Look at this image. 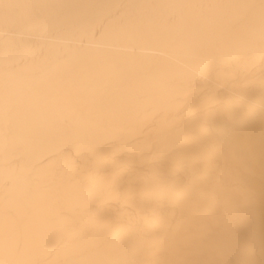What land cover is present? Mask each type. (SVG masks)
<instances>
[{
	"label": "snow or ice",
	"instance_id": "snow-or-ice-1",
	"mask_svg": "<svg viewBox=\"0 0 264 264\" xmlns=\"http://www.w3.org/2000/svg\"><path fill=\"white\" fill-rule=\"evenodd\" d=\"M0 264H264V0H0Z\"/></svg>",
	"mask_w": 264,
	"mask_h": 264
},
{
	"label": "bare ground",
	"instance_id": "bare-ground-1",
	"mask_svg": "<svg viewBox=\"0 0 264 264\" xmlns=\"http://www.w3.org/2000/svg\"><path fill=\"white\" fill-rule=\"evenodd\" d=\"M216 69H211V73L214 74ZM258 103V100H257ZM250 128L254 134L256 147H257V155L255 161V174H254V186L256 191V203H255V225L257 234H259L260 224H261V200H260V192H261V185H262V176H261V169H260V161H259V142H260V133H261V124L259 117L257 115L256 119L251 122ZM58 147L59 145L55 142L45 144L41 147L38 152V157H44L45 163H47L50 167V170H55L58 165ZM223 225H221V228ZM192 259H216V260H227V259H235L234 256L228 255H217V256H194L191 257ZM257 262L261 259L259 249L257 248V252L253 257Z\"/></svg>",
	"mask_w": 264,
	"mask_h": 264
}]
</instances>
